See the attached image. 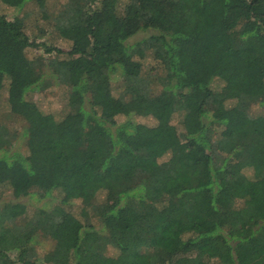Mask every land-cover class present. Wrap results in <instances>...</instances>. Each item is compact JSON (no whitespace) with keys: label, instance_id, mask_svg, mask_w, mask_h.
Instances as JSON below:
<instances>
[{"label":"trees","instance_id":"1","mask_svg":"<svg viewBox=\"0 0 264 264\" xmlns=\"http://www.w3.org/2000/svg\"><path fill=\"white\" fill-rule=\"evenodd\" d=\"M50 17L67 51L0 14V86L21 123L0 119V264H264V113L249 112L264 109V0H66ZM52 85L57 118L23 99ZM52 191L59 204L24 216L19 199ZM38 234L53 240L40 257Z\"/></svg>","mask_w":264,"mask_h":264},{"label":"rangeland","instance_id":"2","mask_svg":"<svg viewBox=\"0 0 264 264\" xmlns=\"http://www.w3.org/2000/svg\"><path fill=\"white\" fill-rule=\"evenodd\" d=\"M66 0H26L19 7H14L6 5L0 2V14L6 19L18 18L22 21V32L30 40L34 42H43L45 45L54 46L59 48L61 51H67L70 47V42L64 38L58 36L50 25V16H52L56 11H58L61 5ZM147 32H137L136 34L131 35L127 39L128 43L137 42L139 40L145 39L148 35ZM41 47L38 48L31 46L27 47L25 50L26 57H32L36 54H39ZM141 68L143 72H147L153 68H157L156 63L149 57H145L140 60ZM255 62H252V64ZM119 79L116 78L111 80L110 87L111 91L115 93L118 86ZM219 82L214 80L210 87L211 89L216 88ZM23 99L26 101H32L39 110L43 113L51 114L53 117H59L64 111V102L65 98L63 91L60 87L52 85L43 91L35 92L28 91L23 95ZM251 114H260L264 113V109L259 108L256 104L252 105L249 109ZM0 119L7 124L11 129L18 128L21 123L19 119L13 115H10L8 112V101L6 99V89L5 82L0 86ZM135 123L145 125L147 128L151 127L154 123L153 120L149 118L141 117H132ZM171 123L174 124L176 129L180 131L181 127L179 125V116L173 115L171 118ZM166 153L162 147L158 148L155 151V158L158 161L164 160ZM4 188V187H3ZM4 199H11L7 189L3 190ZM63 195L61 192L52 191L51 195L37 198L35 195L29 198L19 199L17 202L24 205V216L28 217L30 213L35 208H48L53 204H56L62 200ZM102 198L101 193H97L94 197L95 200H100ZM69 213L79 222L86 223L84 216L81 215V200L79 199H70L67 198L63 204H61ZM87 222L93 224L97 227V221L89 214H86ZM53 245V240L50 238L43 237L41 235H36L34 243V251L37 256H42L46 251L50 250ZM115 251L112 248H107V254L113 255ZM10 259L14 258V254H9Z\"/></svg>","mask_w":264,"mask_h":264}]
</instances>
